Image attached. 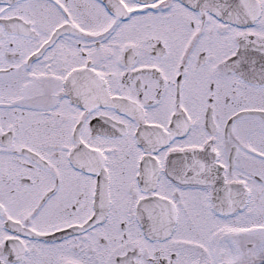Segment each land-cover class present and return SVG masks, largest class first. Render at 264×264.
<instances>
[{
	"label": "snow or ice",
	"instance_id": "obj_1",
	"mask_svg": "<svg viewBox=\"0 0 264 264\" xmlns=\"http://www.w3.org/2000/svg\"><path fill=\"white\" fill-rule=\"evenodd\" d=\"M0 264H264V0H0Z\"/></svg>",
	"mask_w": 264,
	"mask_h": 264
}]
</instances>
